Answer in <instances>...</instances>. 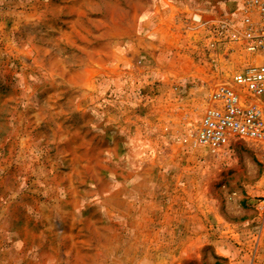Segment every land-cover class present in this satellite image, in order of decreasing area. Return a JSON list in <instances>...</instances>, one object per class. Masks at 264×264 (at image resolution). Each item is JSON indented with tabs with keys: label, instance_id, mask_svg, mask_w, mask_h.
Returning <instances> with one entry per match:
<instances>
[{
	"label": "rangeland",
	"instance_id": "1",
	"mask_svg": "<svg viewBox=\"0 0 264 264\" xmlns=\"http://www.w3.org/2000/svg\"><path fill=\"white\" fill-rule=\"evenodd\" d=\"M243 2L0 0V264H264V142L190 145Z\"/></svg>",
	"mask_w": 264,
	"mask_h": 264
},
{
	"label": "built area",
	"instance_id": "2",
	"mask_svg": "<svg viewBox=\"0 0 264 264\" xmlns=\"http://www.w3.org/2000/svg\"><path fill=\"white\" fill-rule=\"evenodd\" d=\"M241 12L240 29L233 35L261 60L215 86L190 139L192 146L219 149L236 140L264 142V0H244Z\"/></svg>",
	"mask_w": 264,
	"mask_h": 264
}]
</instances>
